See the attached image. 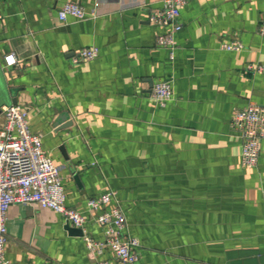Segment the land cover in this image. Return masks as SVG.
Here are the masks:
<instances>
[{"label": "crops", "instance_id": "1", "mask_svg": "<svg viewBox=\"0 0 264 264\" xmlns=\"http://www.w3.org/2000/svg\"><path fill=\"white\" fill-rule=\"evenodd\" d=\"M163 1L0 0L6 97L28 112L61 167L66 204L86 216L93 238L104 233L87 201L114 190L141 264H264V141L248 167L230 125L235 110L264 106V70L248 69L264 66V0H189L173 58L156 43L168 27L150 20ZM66 2L96 15L62 22ZM232 41L244 48L223 49ZM92 46L97 58L73 63ZM8 53L18 64L3 65ZM166 79L175 98L162 107L151 92ZM67 225L52 209L13 204L7 257L120 264L108 248L89 253Z\"/></svg>", "mask_w": 264, "mask_h": 264}, {"label": "built area", "instance_id": "2", "mask_svg": "<svg viewBox=\"0 0 264 264\" xmlns=\"http://www.w3.org/2000/svg\"><path fill=\"white\" fill-rule=\"evenodd\" d=\"M189 0H164L160 9L151 14L150 20L157 25L167 26L166 32L157 36L156 43L170 50L174 57L176 35L181 30L179 21L182 9ZM95 11H88L75 2H66L58 11L62 22L94 17ZM0 12V20L2 19ZM260 32L264 35V26ZM229 51H241L243 43L232 41L222 45ZM100 50L97 46L79 49L72 61L74 64L95 59ZM18 64L14 53L4 56L5 67ZM248 69L261 73L264 66L251 64ZM151 97L159 106H166L175 98L173 80L166 79L154 84ZM3 122L0 127V264H13L6 255L8 242V211L13 204L40 205L61 214L65 222L83 231V239L91 254H102L106 248L115 255L120 264H141L137 251L139 241L124 235L127 218L114 190H108L87 201L88 210L97 212L96 222L102 227L104 238H93L86 229L87 218L79 210L66 204V192L61 167L56 164L43 147V137L30 126L28 112L18 104L1 108ZM231 130L242 143V163L256 167L262 153L264 141V106L250 103L234 111ZM98 264H112L100 260Z\"/></svg>", "mask_w": 264, "mask_h": 264}, {"label": "water", "instance_id": "3", "mask_svg": "<svg viewBox=\"0 0 264 264\" xmlns=\"http://www.w3.org/2000/svg\"><path fill=\"white\" fill-rule=\"evenodd\" d=\"M6 88L4 87V84L2 83V73L0 70V114H1V108L5 105H11V104H17V99H13L12 103L9 101V99L6 97ZM67 229L69 232L73 235H83V231L80 228L72 227L70 225H67Z\"/></svg>", "mask_w": 264, "mask_h": 264}]
</instances>
